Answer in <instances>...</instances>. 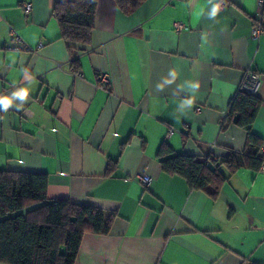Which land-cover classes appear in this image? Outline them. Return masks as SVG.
Instances as JSON below:
<instances>
[{
	"label": "crops",
	"instance_id": "0c3cea01",
	"mask_svg": "<svg viewBox=\"0 0 264 264\" xmlns=\"http://www.w3.org/2000/svg\"><path fill=\"white\" fill-rule=\"evenodd\" d=\"M61 1L0 0V97L11 98L0 103V171L46 174L50 199L113 216L108 235H84L75 264H264V164L216 193L158 158L164 144L200 161L244 152L248 132L228 114L249 74L264 143L259 0H147L131 15L99 0L76 66L52 16ZM15 35L31 50L15 49Z\"/></svg>",
	"mask_w": 264,
	"mask_h": 264
},
{
	"label": "trees",
	"instance_id": "16d2710c",
	"mask_svg": "<svg viewBox=\"0 0 264 264\" xmlns=\"http://www.w3.org/2000/svg\"><path fill=\"white\" fill-rule=\"evenodd\" d=\"M99 0L57 2L52 16L58 21L61 38L68 44L74 66L78 55L92 44ZM125 15H131L147 0H115ZM262 101L242 89L230 104L229 120L248 132L244 152L231 151L223 160L204 161L177 154L163 145L158 158L163 171L184 178L192 190L214 188L218 193L241 169L260 172L264 144L252 126ZM48 176L43 173L0 171V264H75L84 235H108L113 216L99 208L70 200L48 197Z\"/></svg>",
	"mask_w": 264,
	"mask_h": 264
},
{
	"label": "built area",
	"instance_id": "2783aa9c",
	"mask_svg": "<svg viewBox=\"0 0 264 264\" xmlns=\"http://www.w3.org/2000/svg\"><path fill=\"white\" fill-rule=\"evenodd\" d=\"M264 0H259V7L261 11H264ZM24 9L29 11L32 6L31 4H25ZM176 31H182L185 29V27L181 24H177L175 26ZM262 34H264V28L262 24H258L254 27L253 29V37L254 38H259ZM14 42L17 50L19 51H28L31 50L24 39L19 36L15 35L14 36ZM43 47V44H40L39 49ZM111 83V78L107 74H102L100 76V84L104 88H108ZM260 83V77L257 74H249L247 78L245 79L243 85H242V90L245 91L249 95H256L257 94V89ZM175 130L171 128L168 133V138H171V136L174 134ZM261 151H264V146L261 147ZM141 182L144 184V186L148 187L151 184V178L148 176H143L141 179Z\"/></svg>",
	"mask_w": 264,
	"mask_h": 264
},
{
	"label": "clouds",
	"instance_id": "9594fccd",
	"mask_svg": "<svg viewBox=\"0 0 264 264\" xmlns=\"http://www.w3.org/2000/svg\"><path fill=\"white\" fill-rule=\"evenodd\" d=\"M215 9L213 10V14H215ZM0 103H3L5 107H7L8 104L11 103V98H6V97H0Z\"/></svg>",
	"mask_w": 264,
	"mask_h": 264
},
{
	"label": "water",
	"instance_id": "95a60500",
	"mask_svg": "<svg viewBox=\"0 0 264 264\" xmlns=\"http://www.w3.org/2000/svg\"><path fill=\"white\" fill-rule=\"evenodd\" d=\"M238 119H239V117L236 116V117L234 118V122L237 123Z\"/></svg>",
	"mask_w": 264,
	"mask_h": 264
}]
</instances>
